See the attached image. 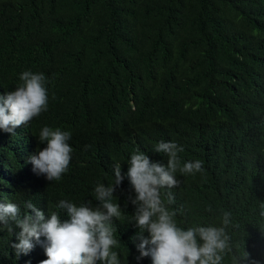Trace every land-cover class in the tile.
I'll list each match as a JSON object with an SVG mask.
<instances>
[{
  "label": "trees",
  "instance_id": "trees-1",
  "mask_svg": "<svg viewBox=\"0 0 264 264\" xmlns=\"http://www.w3.org/2000/svg\"><path fill=\"white\" fill-rule=\"evenodd\" d=\"M28 70L45 75L49 107L15 134L0 129V144L19 155L0 153V202L12 196L23 212L31 200L46 217L57 211L67 220L60 200L96 203L94 188L114 183V164L126 174L139 149L166 165L154 146L175 142L182 164L200 159L204 168L177 172L179 186L162 190L165 203L169 191L174 197L179 226L220 227L227 210L232 251L223 264L244 252L241 264H264V0H0V95ZM44 126L71 133L72 160L59 182L23 167L46 147ZM115 195L121 264H153L136 259L126 175ZM18 231L0 232V264L48 258L43 237L17 257Z\"/></svg>",
  "mask_w": 264,
  "mask_h": 264
},
{
  "label": "clouds",
  "instance_id": "clouds-1",
  "mask_svg": "<svg viewBox=\"0 0 264 264\" xmlns=\"http://www.w3.org/2000/svg\"><path fill=\"white\" fill-rule=\"evenodd\" d=\"M19 80L21 83L14 90L0 95V129L5 131V137L23 130L49 107L47 79L43 73L24 71ZM70 139L69 131L44 126L38 140L46 147L38 149L27 162L23 160V167L33 166L36 175L45 176L50 182H59L69 171L72 160ZM11 148L3 138L1 155L12 158ZM183 151V147L175 142L157 143L154 152L167 156L165 165L153 162L137 149L131 154L126 174H122L120 164H114V183L95 186L96 203L93 200L79 204L66 199L59 201L57 207L67 214V220H62L61 213L57 211H49L46 217L31 200L25 203L22 212L12 196L5 197L0 202V232L7 230L13 234L15 229H19L15 232L18 242L11 244L17 257L30 253L43 237L48 258L41 264H121L119 254L114 250L120 244L114 220H120L123 212L120 203L116 202L118 197L115 193L126 175L135 193L128 199L136 209L131 223L138 229L134 238L140 241L136 245L140 253L136 257L138 261L151 257L153 264H223L224 257L232 251L227 232L232 224L231 212L221 210L220 227L193 226L185 230L177 222V210L169 207L174 203L171 191L167 194V203L162 199L163 189L179 186L177 172L194 176L204 171L200 159L182 164L179 153ZM18 156L14 152L13 157L18 159ZM27 187L29 184L24 182L20 191ZM261 208L264 209V205ZM207 211L213 212L212 207L209 206ZM145 233H148L147 237ZM248 257L249 254L244 252L236 258V264H241Z\"/></svg>",
  "mask_w": 264,
  "mask_h": 264
}]
</instances>
